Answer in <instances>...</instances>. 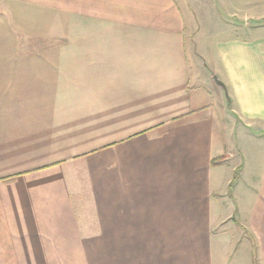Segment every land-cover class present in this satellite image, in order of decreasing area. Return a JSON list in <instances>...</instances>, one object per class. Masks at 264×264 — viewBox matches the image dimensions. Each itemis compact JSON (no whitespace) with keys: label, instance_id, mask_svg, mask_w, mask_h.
I'll list each match as a JSON object with an SVG mask.
<instances>
[{"label":"crops","instance_id":"0c3cea01","mask_svg":"<svg viewBox=\"0 0 264 264\" xmlns=\"http://www.w3.org/2000/svg\"><path fill=\"white\" fill-rule=\"evenodd\" d=\"M237 1L0 0V264H264Z\"/></svg>","mask_w":264,"mask_h":264},{"label":"rangeland","instance_id":"374dc122","mask_svg":"<svg viewBox=\"0 0 264 264\" xmlns=\"http://www.w3.org/2000/svg\"><path fill=\"white\" fill-rule=\"evenodd\" d=\"M237 3L239 5L235 9L236 11H234V14L237 16H244L243 14H245L247 16H253V17L259 16V13H261L262 10L264 9L263 5L251 3V2H249V0H246V1L238 0ZM217 9L223 15V11L218 7H217ZM249 24L255 28L264 27V17H262V18L255 17L254 19L250 20ZM242 25H243L242 21H238L237 18L234 16V27H236V26L241 27ZM196 26H198V25H196ZM238 155L239 154L234 152V159L235 160L239 159ZM235 172H237V171H235Z\"/></svg>","mask_w":264,"mask_h":264},{"label":"trees","instance_id":"16d2710c","mask_svg":"<svg viewBox=\"0 0 264 264\" xmlns=\"http://www.w3.org/2000/svg\"><path fill=\"white\" fill-rule=\"evenodd\" d=\"M237 173L234 174V177L236 176Z\"/></svg>","mask_w":264,"mask_h":264}]
</instances>
